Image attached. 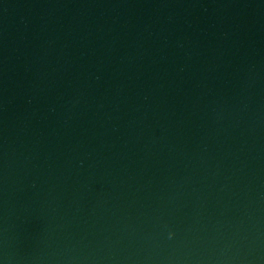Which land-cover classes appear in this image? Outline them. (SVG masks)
Here are the masks:
<instances>
[{"label":"water","instance_id":"water-1","mask_svg":"<svg viewBox=\"0 0 264 264\" xmlns=\"http://www.w3.org/2000/svg\"><path fill=\"white\" fill-rule=\"evenodd\" d=\"M0 264H264V0H0Z\"/></svg>","mask_w":264,"mask_h":264}]
</instances>
